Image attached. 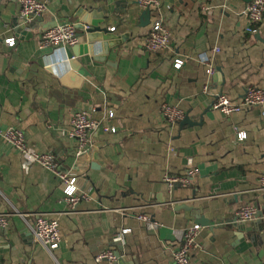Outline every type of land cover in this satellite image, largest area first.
Here are the masks:
<instances>
[{
	"label": "crops",
	"instance_id": "crops-1",
	"mask_svg": "<svg viewBox=\"0 0 264 264\" xmlns=\"http://www.w3.org/2000/svg\"><path fill=\"white\" fill-rule=\"evenodd\" d=\"M46 1L32 35L19 36V3L0 0V130L23 129L29 145L54 153L60 170L76 176L89 197L71 212L59 177L27 163L0 135V212L45 213L58 219L61 235L50 252L24 218L11 214L9 226L0 228V264H97L95 256L106 249L120 256L115 264H174L184 228L202 214L221 220V228L203 226L189 264H264V106L231 115L213 108L218 94L238 101L247 86L264 88V20L247 31L250 0H161L171 39L162 52L144 47L154 12L143 20L138 0ZM65 22H75L80 36L89 35L85 25L106 30L93 33L88 53L78 57L90 74L79 87L61 82L52 59L61 48L38 44L45 29ZM9 37H16L14 46L6 44ZM201 56L211 58L213 75ZM177 58L185 61L180 69ZM165 102L183 108L192 123L168 124ZM79 109L93 119L114 112L82 158L69 135ZM190 168L197 173L189 186L165 183V176ZM181 202L192 206L188 213L175 208ZM246 204L261 214L240 223L242 230L228 228ZM140 214L157 227L150 229Z\"/></svg>",
	"mask_w": 264,
	"mask_h": 264
},
{
	"label": "built area",
	"instance_id": "built-area-1",
	"mask_svg": "<svg viewBox=\"0 0 264 264\" xmlns=\"http://www.w3.org/2000/svg\"><path fill=\"white\" fill-rule=\"evenodd\" d=\"M20 5V18L22 23L18 26L20 28L19 36H22V31H29V23L35 18L41 16L48 8V2L46 0H16ZM138 5L143 9H150L151 13L154 12V18L152 20L151 29L146 36L144 47L151 52H162L170 47V31L164 25L163 17L160 13L161 0H138ZM204 10L211 12L209 7H204ZM245 14L248 16L251 26L247 28V31L252 32L253 26L260 24L264 20V0H252L245 7ZM87 30L89 25H85ZM115 27H111L114 30ZM80 34L78 26L75 22H65L56 26L45 29L39 39L40 48L59 49L63 47H73L79 42ZM8 46H14L16 44V37H9L5 40ZM219 47L214 48L215 52H219ZM201 61L207 66V74L213 75L215 72V66L209 56H201ZM184 60L181 58L175 59L174 66L180 69ZM208 84L204 85V91H208ZM256 106H264V88L249 85L245 88L244 94L241 99L236 101L231 99L226 94H218L213 108L220 112L231 115L239 112L243 109H250ZM162 115L168 124H175L185 118L186 111L170 103H163L161 107ZM264 113V111H263ZM114 116L113 111H109L108 114L102 119H93L88 115L87 110L79 109L74 112L72 117V128L69 132L70 137L77 141V147L75 155L77 158H82L88 155L89 150L93 147V134L99 130V128L105 122L104 119L112 118ZM105 124V123H104ZM106 131H116V127L105 125ZM0 135L15 148H17L24 156L27 163H37L53 171L63 184L64 197L63 201L69 206L70 211L73 212L78 207L82 199L88 198V193L83 192L77 185V177L63 173L60 170L59 162L56 155L52 152H40L32 148L24 133V130L19 127H9L5 130H0ZM239 138L246 136L245 132H239ZM197 171L194 168L188 169L184 175H167L164 177L165 183L169 188L175 186H189L192 180L196 176ZM260 187L264 189V175L260 179ZM258 210L255 205L246 204L237 210L235 214V221L238 223H244L253 220L257 216ZM11 214H18L24 218L28 226L30 227L35 240L44 246L47 250L52 252L57 249L61 243L59 221L56 218H51L47 214L42 212H19L13 213H1L0 212V228L5 229L9 226V216ZM32 215L34 217L33 222H29L26 218ZM138 218L148 225L150 229H155L157 223L145 214H140ZM203 226L198 222H192L187 225L183 231V237L180 245L173 251L174 264H189L190 256L194 249L200 247L199 234ZM129 229L122 230L118 236L117 241L123 242L124 235ZM119 255L113 249H106L95 256V262L97 264H115L119 260ZM17 264H26L20 262Z\"/></svg>",
	"mask_w": 264,
	"mask_h": 264
},
{
	"label": "water",
	"instance_id": "water-1",
	"mask_svg": "<svg viewBox=\"0 0 264 264\" xmlns=\"http://www.w3.org/2000/svg\"><path fill=\"white\" fill-rule=\"evenodd\" d=\"M252 1V0H250ZM249 1V2H250ZM106 12V11H105ZM42 16H39L35 18L31 23H29V27L35 28L37 21L41 18ZM151 17V10L146 9L143 12V20H149ZM55 24H47L46 27L51 26V25H56ZM97 31H106L105 28H100L98 26L95 27H90L87 29V32L89 35H81L79 42L74 45L73 47H63L59 52L54 54L52 56V59L54 61L59 62L57 65V69L59 71V74H61V82L65 85L71 86V87H79L81 83H83L85 78H89L90 74L88 70L85 68L83 65L82 61L78 59L79 56L88 53L89 51V42L92 43V41L96 38L93 33ZM24 36H31L32 32L31 31H22ZM92 35V36H91ZM220 70V69H218ZM183 124H191V118L190 116L186 115L185 118L182 120ZM197 123V122H194ZM92 148L89 150L88 154H91ZM257 207V206H256ZM176 209H182L185 210L186 213L190 211L192 206L185 202L181 203H176L175 204ZM258 208V207H257ZM261 213L258 211L257 215H260ZM195 221H198L202 226L209 227L211 232H214L215 229L221 228L222 221L221 220H212L211 218L206 217L205 215L198 216L197 218H192ZM214 222V223H213ZM233 226H236L239 228V230H242V224L236 222L235 219L232 221V223L227 224L228 228H232Z\"/></svg>",
	"mask_w": 264,
	"mask_h": 264
}]
</instances>
